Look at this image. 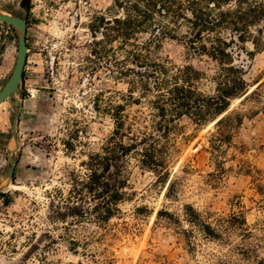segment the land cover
<instances>
[{
	"label": "rangeland",
	"instance_id": "rangeland-1",
	"mask_svg": "<svg viewBox=\"0 0 264 264\" xmlns=\"http://www.w3.org/2000/svg\"><path fill=\"white\" fill-rule=\"evenodd\" d=\"M22 1L0 0V11L26 18L28 49L16 93L23 103L17 150L12 120L19 107L12 98L0 106V264H264V51L250 55L248 42L236 57L249 88L228 111L242 123L218 154L225 171L217 173L210 153L214 124L198 127L181 118L163 143L168 177L161 181L138 155L128 156L125 199L106 224L86 189L89 158L107 146L118 105L133 132L149 131L152 97H131L108 63L95 68L88 59L89 24L112 0H28L27 13ZM186 30L154 52L170 69L201 72L196 87L211 94L217 64L188 49ZM17 39L0 27V87L14 68ZM6 152L15 162L7 188ZM186 206L217 231L242 215L251 235L230 228L221 239L209 238L188 223Z\"/></svg>",
	"mask_w": 264,
	"mask_h": 264
},
{
	"label": "trees",
	"instance_id": "trees-1",
	"mask_svg": "<svg viewBox=\"0 0 264 264\" xmlns=\"http://www.w3.org/2000/svg\"><path fill=\"white\" fill-rule=\"evenodd\" d=\"M183 26L188 49L217 64L211 94L196 87L201 72L191 66L170 69L154 52L163 39H176ZM88 28L90 62L95 68L108 63L105 68L114 78L127 82L131 97L134 93L141 98L151 95L153 111L150 130L144 127L135 133L124 118V106L118 105L111 114L114 131L107 146L102 154L89 158L86 189L93 200H98L92 210L99 213L101 221L109 223L116 206L125 199L126 158L131 154L138 155L141 166L161 181L168 177L163 143L181 118L198 127L214 124L210 153L218 161L217 173L225 171L218 154L224 146L232 145L233 132L242 123L240 115L228 111L232 101L245 96L249 88L244 66L236 57L240 58L248 42L253 45L250 55L264 51V0H112V7L96 14ZM143 34L149 39L141 41ZM111 60L115 72L110 69ZM186 217L189 224L212 239L223 238L230 228L251 235L242 215L224 220L221 231L205 222L192 206H186Z\"/></svg>",
	"mask_w": 264,
	"mask_h": 264
},
{
	"label": "water",
	"instance_id": "water-1",
	"mask_svg": "<svg viewBox=\"0 0 264 264\" xmlns=\"http://www.w3.org/2000/svg\"><path fill=\"white\" fill-rule=\"evenodd\" d=\"M29 11V7H25V12L27 13ZM0 22L6 23L10 25L15 32L17 33L18 37V47H17V55H16V61L14 68L12 70V73L8 79V81L5 83L4 87L0 91V106L4 104L8 99L12 98L15 100L16 104L18 105V111L15 114L13 120H12V138L15 142V150L18 149V142H17V126L18 121L20 118V114L23 109V103L16 98V93L18 91L19 84L22 79V75L26 66L27 62V43H26V36H27V20L26 18H20L15 15L11 14H5L0 12ZM10 153V169L7 173V184L6 188L10 185V180L14 172L15 162L12 159ZM4 188L0 187V191H2Z\"/></svg>",
	"mask_w": 264,
	"mask_h": 264
},
{
	"label": "flooded vegetation",
	"instance_id": "flooded-vegetation-1",
	"mask_svg": "<svg viewBox=\"0 0 264 264\" xmlns=\"http://www.w3.org/2000/svg\"><path fill=\"white\" fill-rule=\"evenodd\" d=\"M22 6H23V8L25 9V7L27 6V0H23L22 1V4H21ZM0 12H2V11H0ZM2 13H5V12H2ZM5 14H8V13H5ZM15 16H18V17H20V18H25V17H23L22 15H19V14H14ZM0 27H7V29L9 30H13L14 32H15V30L10 26V25H8V24H6V23H3V22H0ZM6 33L8 34L9 32L8 31H6ZM16 33V32H15ZM17 47H18V39H17ZM16 61V60H15ZM12 73V72H11ZM11 75V74H10ZM10 75H9V77H10ZM9 77H8V79H9ZM22 77H23V75H22ZM8 79L5 81V83L8 81ZM21 82H22V79H21ZM21 82H20V84H19V87H20V85H21ZM5 83L0 87V91L2 90V88L4 87V85H5ZM19 87H18V89H19ZM0 136L1 137H4L5 136V132L3 131V130H0ZM8 138H9V136H8ZM1 146L4 148V144H1ZM6 154H7V158H8V162H9V165H10V161H9V159H10V155H9V153L8 152H6Z\"/></svg>",
	"mask_w": 264,
	"mask_h": 264
}]
</instances>
